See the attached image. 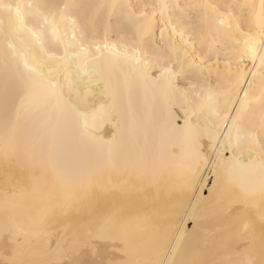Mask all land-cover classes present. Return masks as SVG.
Returning a JSON list of instances; mask_svg holds the SVG:
<instances>
[{
  "label": "snow or ice",
  "instance_id": "obj_1",
  "mask_svg": "<svg viewBox=\"0 0 264 264\" xmlns=\"http://www.w3.org/2000/svg\"><path fill=\"white\" fill-rule=\"evenodd\" d=\"M0 264H264V0H0Z\"/></svg>",
  "mask_w": 264,
  "mask_h": 264
}]
</instances>
